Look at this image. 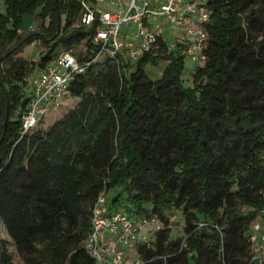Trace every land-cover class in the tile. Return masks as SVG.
<instances>
[{"label":"trees","instance_id":"16d2710c","mask_svg":"<svg viewBox=\"0 0 264 264\" xmlns=\"http://www.w3.org/2000/svg\"><path fill=\"white\" fill-rule=\"evenodd\" d=\"M85 0H4L0 8V264H98L85 249L98 197L156 217L141 264H256L250 225L264 210V0H209L207 60L183 79L186 49L132 65L95 59ZM90 1V0H87ZM94 2V0H91ZM26 16L41 20L35 32ZM32 25V24H31ZM39 61L24 57L36 42ZM86 45L78 103L47 131L23 132L28 77ZM169 64L156 82L148 64ZM182 214L172 238L169 212ZM264 264V263H263Z\"/></svg>","mask_w":264,"mask_h":264},{"label":"built area","instance_id":"2783aa9c","mask_svg":"<svg viewBox=\"0 0 264 264\" xmlns=\"http://www.w3.org/2000/svg\"><path fill=\"white\" fill-rule=\"evenodd\" d=\"M100 1L104 0H85L78 22L86 28L97 25L91 39L97 49L95 59L121 58L134 65L146 53L158 52L166 42L164 26L150 20L165 18L176 31L168 48L174 50L183 46L197 67L205 64L208 41L205 26L211 14L209 0H108L114 7L112 11L97 8L96 3ZM126 26H134V39L129 40L127 34L123 36L122 29ZM82 46L84 51L89 50L86 45ZM84 71L79 57L73 51H67L58 55L42 72L31 74L28 81H32V96L22 115L23 132L37 127L50 111L60 109L63 101L71 98L73 80ZM160 226L156 217H136L124 209H109V196L103 192L93 208L85 249L98 264H141L138 250L142 246L152 247ZM249 229L251 262L263 264L264 210ZM130 251L136 255H130Z\"/></svg>","mask_w":264,"mask_h":264},{"label":"rangeland","instance_id":"374dc122","mask_svg":"<svg viewBox=\"0 0 264 264\" xmlns=\"http://www.w3.org/2000/svg\"><path fill=\"white\" fill-rule=\"evenodd\" d=\"M96 6L99 9H106L108 11H112V9L107 6L106 0L97 2ZM0 8L2 11H5L4 0H0ZM150 22L160 23L161 25L164 26V37L166 39L167 44L171 45L173 42L172 36L176 34V31H174V29L169 25L168 20L165 18H154L150 20ZM40 24H41V20L38 19V16H35L32 18L30 16H26L23 20L22 28L27 29L29 27L30 32H35L39 29ZM122 33H123V36L127 34L128 35L127 38L129 40H132L134 39L135 28L134 26L123 27ZM43 50H44V46L38 41L32 44L31 46H29L28 48H26L23 56L26 57L27 59H30L31 61L37 62L40 60L41 52ZM72 51L77 56H79L80 52L82 53L84 51L83 46L76 47ZM64 52H67V51L65 49H61L59 52V55ZM168 64H169V61L164 60V59L158 60L155 65L148 64L144 68L145 74L151 81L156 82L159 79H161L164 73V70ZM196 67H197L196 64L191 60L189 56H187L185 58L184 71H183V79L185 80L186 86L192 85V72L195 70ZM31 84H32V81L28 82V86L30 88L29 89L30 97L32 96ZM77 103L78 102L74 98L65 99L60 109L55 110V111H50L44 117L41 118L38 128L41 130L47 131L49 127L57 119L61 118L66 112L70 111ZM168 216L170 217L172 225H173V229L171 233L172 238H178V237L184 236V232L182 230L183 229V226H182L183 217H182L181 211L172 210L171 212H169ZM0 234L3 235V233L1 232ZM13 255H14V264H23L22 260L16 253H14ZM191 264H195L194 260H191Z\"/></svg>","mask_w":264,"mask_h":264},{"label":"crops","instance_id":"0c3cea01","mask_svg":"<svg viewBox=\"0 0 264 264\" xmlns=\"http://www.w3.org/2000/svg\"><path fill=\"white\" fill-rule=\"evenodd\" d=\"M106 1H107V6L110 7V8L113 10L114 7L108 3V0H106ZM128 253H129L130 255H132V256H135V255H136L134 251H130V252H128Z\"/></svg>","mask_w":264,"mask_h":264}]
</instances>
